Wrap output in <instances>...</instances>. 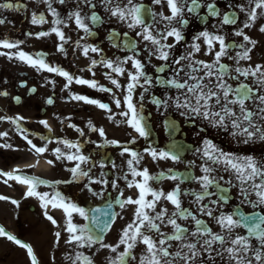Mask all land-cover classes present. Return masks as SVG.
I'll return each mask as SVG.
<instances>
[{
	"label": "snow or ice",
	"instance_id": "snow-or-ice-1",
	"mask_svg": "<svg viewBox=\"0 0 264 264\" xmlns=\"http://www.w3.org/2000/svg\"><path fill=\"white\" fill-rule=\"evenodd\" d=\"M40 2L46 5L48 15L52 17V27L49 31L37 33L36 38L55 34L60 41L57 51L65 55L64 45L69 43L70 37L66 36L63 29L69 27V22L74 23L76 29L84 33L76 41L75 46L82 49L85 57H88L90 52L97 55L102 53L103 50L98 46L81 43L88 37L96 36L97 32L94 29L106 22L105 16L97 11L98 7L103 8L108 22L114 19L118 24L126 25L129 31L123 33V49L130 51L131 54L123 59L120 57H116L115 60L103 57L99 61L92 59L88 71L94 76L93 70L98 65H102L110 70L105 73V78L116 89H121L122 85L112 73L116 76H123L126 72L123 65L131 62L134 71L127 72L128 83L124 86L126 94L123 97V105L126 110L118 115L124 117L127 126L140 137L147 139L149 136L147 118L143 114L144 93L140 94L138 107L133 102L134 92L137 87L144 88L147 92L148 88L153 86V77L147 74L146 64L139 58V43L144 42L146 44L144 52L147 53L148 62L151 63L152 57L163 62L159 67L153 66L155 72L161 74L166 70L172 71V76L166 79L157 75L155 84L175 90L177 93L175 96L166 95L164 98L153 97L150 102L156 105L157 109L163 107L166 111L169 107H173L188 119H200L213 128L230 132L233 138L239 139L244 144L264 142V64H257L254 67L241 66L242 61L251 60L250 53L257 43L246 34L245 29L251 30L258 25V31L264 33V23L258 24V21H264V0L230 3L224 10L218 7L216 0H150V4H145L143 0H74L75 8L63 18L53 4L66 5L68 0H40ZM151 5L161 8L166 6L169 14L166 15L163 10L154 11ZM24 7V5L0 3V9L19 10ZM201 10H205L204 15H201ZM241 14L244 17L243 20H241ZM193 18L204 25L209 23L210 18L217 19L219 23L212 25L214 32L205 28L195 34L186 53L179 58H172L177 45L185 40L184 29ZM4 23L5 20L0 19V25ZM31 23L42 25L48 21L44 13L37 15L33 12ZM225 25L233 26L235 30L232 34L235 37H242V42L227 43L226 35L218 34ZM130 33H134L139 39L133 38ZM26 35L31 36L32 33ZM120 35L119 32L112 30L108 36L115 48L121 47L115 42ZM169 39L173 42L169 43ZM21 43L19 41L10 42L6 39L0 40V49H17L15 53L0 52V55H7L10 60L15 58L37 70L63 77L67 81L65 88L75 82L101 92L112 93L111 88L99 85L95 80L73 77L59 67L50 66L45 62L43 54L38 53L34 57L19 50ZM233 51H235L234 55ZM201 52L205 56H211V61L196 58ZM225 58L232 60L234 65L230 67L222 62ZM245 81H250V83ZM232 82H236V86H233ZM48 83L54 82L48 81ZM31 91L36 90L33 88ZM7 95L6 91L0 92V96L6 97ZM69 95L72 100L83 101L85 104L95 105L104 110L109 113L107 119L115 121V115L112 114L109 105L84 95L73 93ZM15 99L19 103L20 98ZM113 102L116 108H121L122 101L114 94ZM47 103L52 104L53 100L49 98ZM0 119L9 118L0 117ZM22 120L23 117L17 116L10 122L16 125L18 133L30 146L29 150L37 155L47 152V145L53 143V140L41 137L47 142L44 146H37L21 128L19 122ZM39 123L51 131L47 121L42 120ZM68 127L74 128L81 137L84 136L83 130L75 125L69 124ZM87 127L104 138L105 144H98L97 147L119 146V141L107 139L103 128L95 127L91 121L88 122ZM7 135V132L0 133V137ZM55 142L64 145L69 150L66 152L56 147L53 155L58 161L67 160L74 163L73 167L67 169L72 179L63 182L55 181L46 186L54 187L55 184L86 179L87 183L84 187L93 196L103 198L104 191H94L91 186L94 184L108 185L109 181L104 178L103 172L100 173V178H93L90 174L91 169L84 170L81 167V165L92 163L88 156L81 153V144L67 139ZM130 143H136L135 139H132ZM11 147L10 144H0V148ZM146 151L153 161L178 162L180 160L179 156L170 151L157 150L150 146ZM194 151L202 161L199 165L201 175H190L185 178L177 175L172 169L156 176L150 175L147 168L139 170L136 165L140 164L142 157L139 153L124 147L121 155L128 153L131 157L127 160V166L132 177L128 180L129 173H125L124 179L129 189L137 190V195L135 198L132 196L123 198L124 193L121 191L116 199L121 210H124L126 206H133V218L123 227L118 242L114 245L105 243L104 235L97 233L107 234L115 223L118 213L110 214L109 211H102L100 208L94 209L93 213L109 217L101 222L98 216L93 214L90 217L85 209L67 200L60 192L50 194L37 191L38 186L44 184V181L38 177L19 174L20 169L9 173L0 172V176L6 177L5 183L13 180L26 186L25 196L35 197L40 201V206L45 209L46 218L54 226L58 224L48 214V207L63 210L66 216L65 231L68 233L65 243L73 246V253L66 254L64 257L68 264H95L96 252L87 254L84 250H92L96 246H99L96 251L106 249L110 253L105 258L106 264H264V160H257L250 155L241 156L226 152L207 139L203 141L201 148ZM47 163L53 165L54 162L48 160ZM100 166L104 167L103 162ZM195 166V162L187 165L188 168ZM115 167L113 163V168ZM221 172L227 173L228 179L219 174ZM138 177L140 179H137ZM162 179L179 181V183L168 192L151 186L150 182H159ZM185 180L199 184L201 190H183L180 184ZM111 187L118 188L115 180L111 181ZM233 188L238 190L237 194L242 206L253 210L259 208L261 212L253 211L247 214L240 207L232 211H224L232 199ZM187 196L193 198L191 203L196 206L195 211L183 206L182 197ZM8 199L0 195V200ZM205 200L207 203L204 202ZM163 202L171 204L173 211L169 212L168 208L163 206ZM11 203L18 206L16 200H11ZM108 208L111 209L112 205L109 204ZM74 213L86 221L90 219L92 227L78 226L73 223ZM203 217L208 219L205 220ZM211 224H215L218 230H214ZM0 237L25 249L30 264H39L37 255L30 244L22 242L3 227H0ZM55 237L58 244L61 233L56 232Z\"/></svg>",
	"mask_w": 264,
	"mask_h": 264
},
{
	"label": "flooded vegetation",
	"instance_id": "flooded-vegetation-1",
	"mask_svg": "<svg viewBox=\"0 0 264 264\" xmlns=\"http://www.w3.org/2000/svg\"><path fill=\"white\" fill-rule=\"evenodd\" d=\"M143 2L145 4H150V0H143ZM216 2L218 7L221 8V10H224L230 3L238 4L244 2V0H216ZM0 3H11L13 5L25 6L19 10L15 8L0 9V19L5 20V23L0 25V40L6 39L10 42H22L19 50H23L34 57L38 53L43 54L45 62L50 66L59 67L62 70L69 72L73 77L95 80L99 85L112 89V93H106L89 88L87 85H78L75 82L65 88L67 81L63 77L55 73L37 70L36 68L30 67L26 63L15 58L10 60L7 55H0V92L6 91L8 93L6 97L0 96V99L6 102L4 107L5 115L9 118L10 115L15 113H20L23 116H49L50 120H48V122H50L51 125L49 123L48 124L56 131L55 141L67 139L72 142H79L81 144V153L88 156L92 162L81 165V167L84 170L91 169L90 174L93 178H100V173L103 172L105 174L104 178L109 181L108 185L94 184L91 186L94 191L100 192L103 190V198L93 196L84 187V184L87 183L86 179L72 183L55 184L53 187V191L60 192L67 200L81 208H84L86 204L90 203H107V205H112L115 212L119 215H117L114 226L105 238V243L113 245L117 243L121 230L133 218V206H126L124 210H121L116 203V199L119 197V193L121 191L124 193L123 198H127V196L135 198L137 195V190L135 188H132V191H127L129 188L127 187V182L124 179L125 173H129L127 177L128 180H131L132 177L127 166V160L130 159V157L121 155L124 147L140 154L142 159L139 166L136 167L139 170L147 168L149 174L152 176H156L161 172L167 173L169 169L178 172L177 175L185 178L190 175H201L199 165L202 161L199 155L195 154L194 150L201 148L205 139L212 141L216 146L226 152H231L241 156L250 155L255 157L257 160H264V142L244 144L239 139L233 138L230 132L213 128L207 122L200 119H188L182 116L180 112L173 107H169L166 111L163 107L157 109L156 105L150 102L153 97L164 98L166 95L175 96L177 93L175 90L165 88L161 85H156L155 78L157 75L165 79L169 78L172 76V71L166 70L165 73L157 74L155 72V67H159L163 62L156 60L155 57H152L151 63H149L147 53L144 52L146 44L144 42H140L138 48V51L140 52L139 58L146 64L147 74L153 77V86L149 87L147 92L144 91V88L137 87L134 92L133 102L139 107L140 94L144 93L143 114L147 118V124L151 127L155 135H157V143L155 146L150 147L157 150L168 151V145L170 142L169 137L173 138L175 141L182 140L190 146L188 151L181 156L178 162H173L172 160L153 161L151 156L146 151L149 147L145 146V144L143 145L142 141L135 139L136 143L133 144L130 143L133 139L132 137L128 136L126 140L123 139L122 136L120 137V132L123 129L127 131L132 130L124 122L125 118L118 115L121 111L126 110V107L123 105V97L126 94L124 86L128 83L127 72L134 71L131 67V62L123 65L126 69L123 76H116L112 73L113 77L116 78L122 85L121 89H116L109 82V80L105 78V73L110 70L102 65H98L93 70L95 72L94 76L88 71L92 59L97 61H99L102 57L112 60H115L116 57L123 59L127 55L131 54L130 51L123 49V33L129 31L126 25L118 24L114 19L108 22L107 15L103 12V8L98 7L97 11L101 15L105 16L106 22L94 29L97 32L96 36L88 37L85 41H81V43L98 46L103 50L102 53L97 55L90 52L89 56L85 57L82 54V49L76 48L75 46L76 41L80 38V36H83L84 33L77 30L74 23L69 22V27L63 29L66 36L70 37L69 43L64 45L66 52L65 55L64 53L57 51V46L60 41L55 34L39 39L36 38L37 33L41 31H49L52 27V17L48 15L46 5L41 3L40 0H0ZM53 6L57 8L63 18L66 17L70 10L75 8V3L74 0H68L66 5L54 3ZM151 7L154 11L159 12L163 10L166 15L169 14L166 6L161 8L157 5H151ZM33 12H36L37 15L44 13L48 23L33 25L31 23V16ZM204 14L205 10H201V15ZM243 19L244 17L241 14V20ZM149 22H151V20H149ZM218 23L217 19L210 18L209 23L204 25L199 20L193 18L190 24L184 29L185 40L177 45L176 49L172 53V58H179V56L186 53L188 45L192 42L195 34L205 28H207L210 32H214L215 29L212 25H218ZM259 23H264V21H258V24ZM112 30L121 34L119 38L115 39V42L121 45L120 48L113 47L112 42L108 39ZM234 30L235 28L233 26L225 25L222 31L218 34H225L226 42L229 44L242 42V37H235L232 34ZM245 32L257 43L250 53L251 60L242 61L241 66L254 67L257 64H264V33H260L258 31V25L254 26L251 30L245 29ZM27 33H32V35L28 36L26 35ZM130 35L133 38H136L134 33H130ZM136 39L138 40L139 38ZM168 42L172 43L173 41L169 39ZM248 47H252V45H248ZM16 51L17 49H0V52L15 53ZM232 54L234 55L235 51H233ZM196 58L208 62L212 59L211 56L203 55V52L197 54ZM222 62L228 64L230 67L234 65V62L232 60H228L227 58H225ZM11 67H15L17 70L12 71ZM242 79L243 78H241V80ZM48 81H53L54 83H48ZM245 82L250 83V81ZM141 83H143V81H141ZM232 83L233 86H236V82ZM145 87L148 86L145 85ZM33 88H35V92L31 91ZM69 93L84 95L91 99L98 100L101 103L108 104L112 109V114L115 115V121H109L107 119L109 113H105L104 110L99 109L95 105L85 104L83 101L72 100ZM113 94L116 98H119L122 101L121 108H116L113 102ZM16 97L20 98L19 103L16 102ZM49 98L53 100L52 104L47 103ZM42 120L47 121L45 119ZM42 120H35V128L41 132L45 131L44 126L39 123ZM61 121H63V123H61ZM89 121H91L95 127L103 128L108 140L119 141V146L106 145L104 147H97L98 144H105V140L99 136L98 132H93L87 127ZM170 121L173 123H170ZM69 124H73L83 130L84 136L81 137L74 128L68 127ZM170 125L178 129L176 136L173 134L170 135V133L168 134V127ZM38 135L39 134H37V136ZM54 144L52 152L56 147H60L66 152L69 151L62 144H57L56 142ZM101 162L104 164L103 168L100 166ZM190 162H195L196 166L188 168L187 165ZM113 163L116 165L115 168H113ZM9 166L10 165L7 163L5 168H8ZM73 166L74 163L68 162L67 160L58 161L54 156L53 170L55 174L53 176V182L71 180V173L67 171V169ZM219 174L224 175L225 179H228L227 173L221 172ZM137 179L140 178L138 177ZM113 180H115L118 185L117 189H113L111 187V181ZM150 183L153 188L162 189L164 192H168L171 191L175 185L179 183V181L162 179L159 182L153 181ZM180 187L185 191L201 190L199 184L188 180H185L184 183L180 184ZM237 192V189H232V199L230 200L229 205L224 208V211H232L235 208L240 207L247 214H251L253 211L261 212V209L259 208L253 210L250 207L242 206ZM192 199L193 198L190 196L182 197L183 206L195 211L196 206L191 203ZM212 199H215V197H212ZM204 202L207 203V200ZM163 206L167 207L169 212L173 211V206L171 204L163 202ZM121 217L123 218L121 219ZM203 219L207 220L208 218L203 217ZM84 221L85 220L78 214H73V223L78 226H83ZM211 226L214 230H218L215 224H211ZM98 247L99 246H96V248ZM96 248L84 251L87 254L96 252L94 257L95 264H106L105 258L110 255V253L106 249L96 251ZM48 264H68V262H61L58 258L57 263L50 262Z\"/></svg>",
	"mask_w": 264,
	"mask_h": 264
},
{
	"label": "rangeland",
	"instance_id": "rangeland-1",
	"mask_svg": "<svg viewBox=\"0 0 264 264\" xmlns=\"http://www.w3.org/2000/svg\"><path fill=\"white\" fill-rule=\"evenodd\" d=\"M0 117H3L2 112L0 110ZM10 123H6L3 119H0V133H3L4 126L9 125ZM4 125V126H3ZM0 144H3V138L0 137ZM29 147H26V153H30L32 151L29 150ZM49 148V147H48ZM3 148H0V157L5 155V153L2 151ZM37 165L43 163L45 161L47 163L48 161V155L43 154L40 157H37ZM2 161H0L1 163ZM39 176L42 177V179L46 180L49 178V171H41L39 170ZM46 185L43 187H39L37 191L44 193L47 191ZM7 191H0V195L6 197ZM17 201V200H16ZM6 200H0V227H3L6 231L7 229H10L17 238L19 237V240L21 241H28L30 242V245L34 246V250L37 251H45V254L51 251H58L57 245L54 243H51L48 240V237L51 236H45L47 235V231L50 232L49 227L52 224H50V221L45 216V209L42 208L41 213V221L35 220V218L31 219L30 222L31 225L29 227V230L31 229V232L28 230L29 236L28 238H24L22 235L23 233H19L14 228V222L12 221V210L10 209L12 206L11 203L6 204ZM18 202V201H17ZM48 212V211H47ZM49 215H51L48 212ZM52 216V215H51ZM43 218V219H42ZM9 220V222H8ZM7 222L10 224V227L5 225ZM48 225V226H47ZM41 241V243H40ZM24 250L21 249L19 246L11 243L5 238L0 237V264H27L26 255L23 252ZM45 256V255H44ZM43 262L46 263V261L43 259Z\"/></svg>",
	"mask_w": 264,
	"mask_h": 264
},
{
	"label": "bare ground",
	"instance_id": "bare-ground-1",
	"mask_svg": "<svg viewBox=\"0 0 264 264\" xmlns=\"http://www.w3.org/2000/svg\"><path fill=\"white\" fill-rule=\"evenodd\" d=\"M31 166L32 165H30V164L29 165H24V166L20 167L19 169L21 171H27V170H29L31 168ZM39 169H42V170L46 171V170H48V166L45 165V164H42V165L39 166ZM22 186L26 189V186H24V185H22Z\"/></svg>",
	"mask_w": 264,
	"mask_h": 264
}]
</instances>
